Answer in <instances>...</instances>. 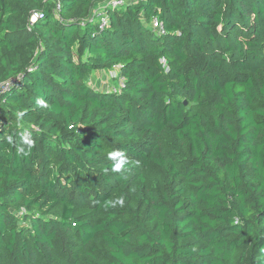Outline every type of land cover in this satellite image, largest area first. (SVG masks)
<instances>
[{"label": "trees", "instance_id": "1", "mask_svg": "<svg viewBox=\"0 0 264 264\" xmlns=\"http://www.w3.org/2000/svg\"><path fill=\"white\" fill-rule=\"evenodd\" d=\"M104 1L0 0V264H264V0Z\"/></svg>", "mask_w": 264, "mask_h": 264}, {"label": "built area", "instance_id": "2", "mask_svg": "<svg viewBox=\"0 0 264 264\" xmlns=\"http://www.w3.org/2000/svg\"><path fill=\"white\" fill-rule=\"evenodd\" d=\"M143 0H105L104 2L97 4L94 6V8L91 11L90 15V22L95 23L98 27V29H103L108 24V11L115 10L122 7H127L131 4H136L139 2H142ZM59 7L57 6L56 11H58ZM40 15L38 13H33L30 19V23H33L36 19H38ZM151 27L153 30L159 35L165 34V29L163 27V24L157 19L154 18L151 20ZM111 78H113L117 85L112 86L109 90L111 93H116L121 90V88L124 86L125 79L121 77L118 73V67H114L112 70H110ZM14 81H5L0 82V93L5 92L10 84H12Z\"/></svg>", "mask_w": 264, "mask_h": 264}, {"label": "crops", "instance_id": "3", "mask_svg": "<svg viewBox=\"0 0 264 264\" xmlns=\"http://www.w3.org/2000/svg\"><path fill=\"white\" fill-rule=\"evenodd\" d=\"M110 71H94L88 78V84L97 91L108 92Z\"/></svg>", "mask_w": 264, "mask_h": 264}, {"label": "clouds", "instance_id": "4", "mask_svg": "<svg viewBox=\"0 0 264 264\" xmlns=\"http://www.w3.org/2000/svg\"><path fill=\"white\" fill-rule=\"evenodd\" d=\"M109 158L114 161V164L111 169L113 172L120 171L127 163L126 156L118 150L110 153Z\"/></svg>", "mask_w": 264, "mask_h": 264}, {"label": "rangeland", "instance_id": "5", "mask_svg": "<svg viewBox=\"0 0 264 264\" xmlns=\"http://www.w3.org/2000/svg\"><path fill=\"white\" fill-rule=\"evenodd\" d=\"M109 74L111 76L112 73L109 72ZM115 85H117V82L113 78L110 77L109 86L107 88L110 90V88L112 86H115ZM147 178H148V181L149 182H152V183L155 182L157 180V173H156V171L155 170L147 171Z\"/></svg>", "mask_w": 264, "mask_h": 264}]
</instances>
